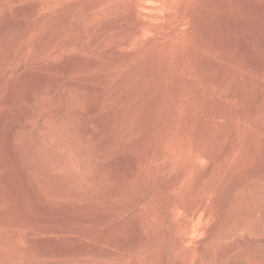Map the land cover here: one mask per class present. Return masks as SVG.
I'll list each match as a JSON object with an SVG mask.
<instances>
[{"label":"rangeland","instance_id":"rangeland-1","mask_svg":"<svg viewBox=\"0 0 264 264\" xmlns=\"http://www.w3.org/2000/svg\"><path fill=\"white\" fill-rule=\"evenodd\" d=\"M262 46L264 0H0V264H264ZM40 113L65 114L62 171Z\"/></svg>","mask_w":264,"mask_h":264},{"label":"bare ground","instance_id":"bare-ground-1","mask_svg":"<svg viewBox=\"0 0 264 264\" xmlns=\"http://www.w3.org/2000/svg\"><path fill=\"white\" fill-rule=\"evenodd\" d=\"M12 46V40H10V47ZM263 52H264V46H262V49H261ZM250 62L252 64H255L256 61L254 58H252V56H250L249 58ZM263 72V71H262ZM264 73V72H263ZM260 86L264 89V85L260 83ZM247 87V86H246ZM239 87H237L238 89ZM244 88V87H243ZM249 88V87H248ZM243 91V89H242ZM244 92V91H243ZM246 92V91H245ZM67 96H66V100H68V103H69V107L72 108L73 106H75V103L78 102V97H76V94L74 93V95H72L71 93H69V91H67ZM247 93H248V90H247ZM70 94V95H69ZM258 103H257V106L254 107L251 112H250V115H249V119L250 120H255L257 118H264V94L258 98ZM30 101L33 102L34 101V98L33 96L31 95L30 96ZM95 107H91L90 108V113H94L95 112ZM64 117H65V114L64 113H61V115L59 116V119H58V124L57 125H54V126H50V125H46L45 123V119H46V115L44 113H40L38 115V125L36 127L33 128V132L38 136V140H37V143L38 145L41 147V148H45L48 150L49 152V155L52 157L53 159V164L56 166V168L59 170V171H62L64 170L65 168H67L69 166V163H70V156L69 155V149L70 147H72L71 145L73 144V141L72 142H69V143H65L64 140H63V136L64 134L66 133V129H65V125H64ZM242 124L243 122L239 123L235 129V132H234V136L230 142V145L227 147L226 149V152L224 153L223 155V159L226 161V160H229L233 155L234 153L236 152L237 150V147H238V141H239V133L242 129ZM93 134V133H92ZM10 142L12 145H14V130L10 132ZM108 140H106L102 145H100V149L104 148L107 144ZM75 144V142H74ZM73 144V145H74ZM85 150L84 149H81L79 151L80 153V159L77 160V165L75 164V166H77L80 171H86L88 169V161L84 158V155L85 154ZM28 153L30 155V158L26 161L22 155H21V151H19V154H18V161L19 163H26V164H29L30 167H32L33 169V172L29 173L27 176L29 178H31L32 180H35V174H36V170H37V158H36V151L33 149V148H29L28 149ZM75 157V156H74ZM26 161V162H25ZM72 162V160H71ZM71 165V163H70ZM131 165V164H130ZM134 165L132 164V169H133ZM69 169V168H68ZM130 170V168L128 169ZM212 171V169H211ZM133 171L131 170L129 172V175H131ZM255 172V171H254ZM48 176H52V172H48L46 173ZM60 174V173H58ZM77 175V174H76ZM75 174H73V177L72 178H75L76 176ZM39 176V175H38ZM60 177V175H59ZM114 179L118 180V175L115 174L114 175ZM74 180V179H73ZM71 180V181H73ZM101 176L97 177L96 180L94 181L95 185H99L100 184V181H101ZM39 182V181H38ZM38 182L33 181L34 183V186H35V190L36 192L41 195V196H44V189L43 186H41ZM73 183V182H72ZM65 184V183H64ZM76 186V184H74ZM69 186V184L67 185ZM74 186V187H75ZM64 187V186H63ZM62 187V188H63ZM66 189V188H65ZM60 190V189H59ZM68 190V189H67ZM61 191V190H60ZM263 193V191H261ZM49 194V193H48ZM55 194V193H54ZM58 194V193H57ZM64 195V194H63ZM46 196L48 195H45L44 197L46 198ZM53 196V197H52ZM52 196H48V198L50 199V201H54L56 197H54V195ZM57 201V200H56ZM197 212H201V215L203 217H207L209 215V211L201 206V205H198L196 206V208L193 209L192 211V215L191 217L195 216V213ZM166 225L168 228H172V219L171 217H169L166 221ZM17 224H13L12 227H16ZM182 231H184V235L182 237H180L179 240H177L178 243H181L182 241L185 240V235L187 234L188 231H190L191 227L189 224H185L182 226ZM181 230V229H180ZM178 232V231H177ZM227 233V231L225 232V234ZM179 234V233H178ZM211 236L213 237L215 243L218 242L220 239H221V236L219 235V233L215 230L212 232ZM188 239V238H187ZM172 240H171V237L169 236L167 238V242L170 243ZM49 243H51V245H54L57 243V240L54 239V238H51L48 240ZM176 242V243H177ZM203 251V249H202ZM45 254V253H44ZM42 259L45 258V259H51V261L53 262V264L56 262L55 259H52V258H48L46 257L45 255L40 254ZM70 257L73 258V257H76L75 255H69L67 258H65L64 261V264H69L70 262ZM101 258L105 261H117V262H121L122 258L120 255H115L113 254L112 252L110 251H106L102 254ZM165 259H167V257H165ZM29 264H34L33 263V260L30 258L29 261H28ZM52 264V263H51Z\"/></svg>","mask_w":264,"mask_h":264}]
</instances>
